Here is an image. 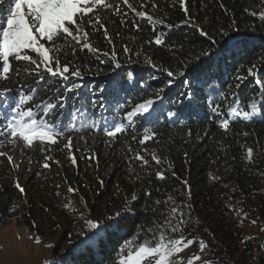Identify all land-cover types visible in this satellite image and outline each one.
I'll return each instance as SVG.
<instances>
[{
    "label": "trees",
    "instance_id": "1",
    "mask_svg": "<svg viewBox=\"0 0 264 264\" xmlns=\"http://www.w3.org/2000/svg\"><path fill=\"white\" fill-rule=\"evenodd\" d=\"M109 2L120 11L115 7L99 10L107 38L103 28L88 26L87 18L83 24L88 43L98 52L59 41L57 56L70 64L71 70L79 69L80 77L64 81L45 74L41 80L36 72H24L34 66L20 62L13 65L11 78L2 84L10 91L0 92L4 93L0 95V131L7 123L4 116L9 106H15L21 90L28 94L32 88L38 91L31 93L34 99L24 107L39 104L35 115H42L41 109L49 101L56 104L64 96L65 108L55 110L60 113L58 118L67 123L68 114L77 113L82 119L76 122V130H64L63 139L51 145L50 151H34L38 165L44 163L45 155L51 160L47 171L20 183L24 192L15 187L17 179L7 160L0 157V226L15 219L35 237L42 228L58 225L61 218L70 224L74 213L89 211L100 216L105 209L114 208L120 215L105 222L110 227L92 241L68 250L66 256L55 258L58 262L54 264H118L125 241L137 236V244L143 241L153 221L163 220L166 207L179 205L190 222L183 231L169 234V239L201 240L213 261L227 264L228 256L237 258L252 248L244 235L245 224L256 221L252 223L259 227L261 241L257 252L260 247L262 251L253 264H264V21L251 15L252 11H264V3L184 0L182 5L181 0H129L137 11L151 16L149 20L121 0ZM160 20L163 23H156ZM197 27L212 40L201 36ZM157 36L160 45L155 44ZM125 47L129 51L125 52ZM72 48L77 49L75 54ZM249 68L254 75H248ZM168 71L174 76L169 77ZM73 83L80 87L66 91ZM149 99L154 103L148 113L141 111L131 121L126 118L135 105ZM252 103L257 111L249 119L229 116V107L252 111ZM217 105L220 111L213 113L211 108ZM225 118L229 119L227 130L219 123ZM115 123L125 125L123 133L105 140V129ZM146 130L151 138L141 144ZM69 136L73 137L71 152L64 148ZM7 139L0 135V147ZM249 147L253 149L251 161ZM136 152L149 163L134 159ZM93 154L95 158L89 159ZM152 155L160 159L159 164ZM70 156L76 157L75 165ZM157 171L164 173L162 180L156 177ZM69 186L77 191L68 192ZM168 197L174 203L168 201L166 206ZM157 200L161 203L156 204ZM69 201L76 212L62 207Z\"/></svg>",
    "mask_w": 264,
    "mask_h": 264
},
{
    "label": "snow or ice",
    "instance_id": "2",
    "mask_svg": "<svg viewBox=\"0 0 264 264\" xmlns=\"http://www.w3.org/2000/svg\"><path fill=\"white\" fill-rule=\"evenodd\" d=\"M121 2L138 16H147L145 11H137L129 0H121ZM183 2L184 0H181L182 5ZM262 3H264V0H262ZM114 7L117 12L120 11L119 7L110 3L109 0H0V11L4 13V22L0 24V79H10L14 71L13 65L19 64L20 62L34 66L24 68V72L27 74L36 72L41 80L44 78L45 74H49L53 77L59 76L64 81H68L70 76L80 77L81 72L79 69L71 70L70 64L62 65L61 61L52 53L61 50L59 44L61 39L64 40L66 46H71V43L74 42L80 45V50L87 49L89 51L98 52V49L93 48L92 45L88 43L89 34L84 30V21L87 18L88 26H93L95 24L98 25L99 28H103L105 37L107 38V29L101 21L99 10L101 8L111 10ZM185 11H187L186 8ZM251 15L259 16L260 20L264 21V11H252ZM147 18L152 20L151 16H147ZM184 22L188 23V21ZM156 23H163V21H156ZM197 31L201 36H207L210 41L212 40V38L208 36V33L199 27H197ZM109 42H111L110 39ZM161 43V38L157 36L155 44L160 45ZM46 44L48 46H46ZM76 51V48H72L73 54H75ZM124 51L127 52L129 50L125 47ZM29 53L36 54L38 58H34V56ZM209 54L208 52L204 53V55ZM104 55H108V53H104ZM115 58L116 54L113 52L112 60L114 63ZM148 62L150 64L152 63L151 60ZM53 64L55 67H53ZM116 67L119 68L120 65L117 63ZM41 68H43V72L40 71ZM253 68L248 69V75H254ZM16 74L19 75L18 70ZM180 75H184V73L182 72ZM128 76L131 77L132 73H128ZM168 76L173 77L174 73L168 71ZM196 78L199 79L198 74ZM241 79L243 78L237 77V80ZM172 83V79H169L167 82L168 85ZM187 83H191V81ZM256 83L262 84L261 81H256ZM239 86V84L236 85V87ZM79 87V84L73 83L70 88H66V91L72 92ZM262 90H264V84H262ZM8 91L10 90L5 89V92ZM36 91H38V89L32 88L28 94H23L21 90V93L18 94V102L15 103V106H9V112L4 116L7 123L4 125L2 131H0V135L8 138V143L13 146H17L18 142L22 141L24 147L32 148L36 142H40L43 145L41 151H50V146L58 143L59 139L64 136V130L69 127H71L72 130H76V122L82 119V116L77 113L68 114L67 123H62L61 119L58 118L60 113H56L55 110L57 108L61 110L65 108L66 98L64 96H60L59 103L54 104L49 101L41 109L42 115H35L34 108L40 107L39 104L32 107H24V105L25 102L34 99L31 93ZM161 91H163V89H161ZM0 95H4V93H0ZM159 98V95H157L156 99ZM153 103V100L149 99L135 105L131 111L126 113V118L131 121L132 118L141 111L148 113ZM92 106L95 107L96 104ZM250 107L252 111L237 110L234 107H229L227 111L229 116L235 115L243 117L244 119H249L254 116L257 111L255 103H252ZM261 110H264V105H261ZM211 111L213 113H219L220 106L217 105L212 107ZM169 115H173V113H169ZM50 117L56 118L50 119ZM219 123L225 130L228 129L229 119H222ZM93 126H97V122L94 121ZM124 129L125 125L123 123H115L113 126L106 128L105 132L108 137L115 138L117 134L123 133ZM151 135L150 131L146 130L140 143L144 144L146 140L151 138ZM67 141L64 148L71 152L73 137L69 136ZM0 157H6L10 164L15 163L13 156L8 155L6 152L0 151ZM247 157L251 161L253 157V149L251 147L247 148ZM94 158L95 154L89 157V159ZM70 159L72 164L75 165L77 163L75 156H70ZM134 159L141 161L143 165L149 163L139 152L134 154ZM49 160H51V157L45 155L42 165L44 168L49 167ZM152 160L155 161L156 164L160 163V159L156 155H152ZM156 177L162 180L164 178V173L162 171H157ZM213 179H218V177H213ZM15 187L19 189L20 192H24V189L18 182L15 184ZM57 187H59V185H57ZM67 191L75 193L77 189L69 186ZM146 195H150V192H146ZM80 199L83 207L86 209L87 204L84 203L83 197ZM131 199L135 201L137 199L136 195L133 194ZM168 201H173V198L168 197V200L164 202L166 206ZM155 203L160 204L161 201L157 200ZM62 207L65 210L77 211L71 201L64 203ZM127 207L128 205L126 202L125 210H127ZM80 215L81 218L84 219L86 228L91 233L87 237V241H92L105 227L111 226L87 218L84 212H81ZM116 215L119 216L120 213ZM161 215L163 216V220L153 221V225L147 229V235L143 241L137 244L136 240H138V236L125 241L124 248L121 249V254L118 258V264H152V262H154V264H172L171 258L174 254H179L183 249L194 244V240L185 241L184 236H180L178 239L168 238L169 234L183 231L186 223L190 222L186 221L181 206L166 207L165 212ZM108 219L112 220L113 217H108ZM253 223H256V221H253ZM35 240L39 243L41 237L36 236ZM200 247L202 250L206 247L203 241L200 242ZM193 259H199V256L189 258L187 264H193ZM205 264H210V262H205Z\"/></svg>",
    "mask_w": 264,
    "mask_h": 264
},
{
    "label": "rangeland",
    "instance_id": "3",
    "mask_svg": "<svg viewBox=\"0 0 264 264\" xmlns=\"http://www.w3.org/2000/svg\"><path fill=\"white\" fill-rule=\"evenodd\" d=\"M2 15H4L3 11H0V16ZM0 22H4L1 20V17ZM46 46L48 45L46 44ZM52 54L59 59L57 56L58 51ZM61 64L63 65L65 63L61 61ZM4 81L0 79V92L6 89L2 85ZM103 138L107 141L113 140V137H108L106 134L103 135ZM60 139H63V137ZM42 146L40 142H36L32 148H27L24 147L22 141L18 142L17 146H13L8 143V139L1 144V151L12 155L14 158L15 163L10 164L7 158L4 157L19 184L33 174L40 175L41 171L48 170V168L42 166L43 164L38 165L34 156V151L37 149L41 151ZM41 152L45 154V151ZM54 161L57 165L61 164L58 160ZM1 173L2 164L0 162ZM116 213L117 211L115 212L114 208H108L103 213H100V216L89 211L85 214L87 218L105 224L109 220L108 217H113ZM73 218L74 221L70 224H68L67 219L61 218V222L58 225L42 228L37 234V236L41 237L39 243L35 240L36 236L34 237L24 226L18 225L15 219H11L8 223L2 224L0 226V264H54V262H58L54 261L57 260L55 258L66 256L68 250L85 242L91 234L86 228L84 219L81 218L80 213H74ZM252 222L251 220L245 224L244 231V235L250 241L252 248L243 256H238L237 258L228 256L229 263L227 264H253L255 260H258V254L260 255L262 251V247H260L259 252H257V248L261 245V241L258 239L259 227ZM68 225H72V227H68ZM179 237L176 236L170 239H178ZM186 240L191 239L185 238ZM200 242L201 240H198L193 245L183 249L181 253L174 254L171 258L172 264H187L189 258L196 256H199V259H193V264H205V262H210V264H223L213 261L207 250L205 248L203 250L201 249Z\"/></svg>",
    "mask_w": 264,
    "mask_h": 264
}]
</instances>
